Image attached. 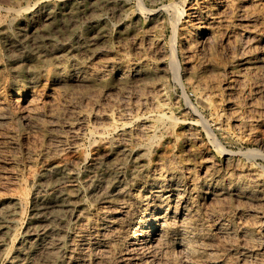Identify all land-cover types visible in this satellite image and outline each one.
<instances>
[{"label": "rangeland", "instance_id": "374dc122", "mask_svg": "<svg viewBox=\"0 0 264 264\" xmlns=\"http://www.w3.org/2000/svg\"><path fill=\"white\" fill-rule=\"evenodd\" d=\"M40 1H41V3H40ZM107 1H109V0H98V2H97V0L96 1L95 0H84L80 4H74L73 5L74 7L72 6L73 9H71V6L63 7L62 5H60V3L57 0H43V1L42 0H12V1H10V0H0V7H1L0 8V16H1L0 17L1 18L0 19L1 20L0 21V97L1 98L0 99L6 100V99H8V96L10 95V93H13V92L17 91L20 88L28 87V91L29 92H31L30 90H32L33 93H35V95L37 94V98L38 99H37V103L35 104V106H36L37 109L41 110L40 111L41 112V116L36 121L39 125L36 128H34V127L32 128L31 127L32 124H31L30 121L27 122L26 120L24 121V119H23L22 108L24 107L25 104L18 105V108H14V107H17L16 104H14V103L11 105L12 112L14 114H17L18 118H15V117L13 118L12 117L10 119V117H9L7 119L0 120L1 121L0 122V146H1L0 147V152H1L0 153V179H1L0 180V200L2 199L1 200L2 204L0 205V210L8 211L7 208H9V210H11V214L10 213L8 214L9 217L6 215L5 218L3 219L4 221H0V227L4 228V229H10V231H12L11 233H13V239H15L13 241V243H11L10 241H7L5 234H3V236H2V233H3L2 232V233H0V244L3 245V243H5L6 245L4 244L3 246L4 247L7 246L9 249L11 248L10 252H12V253H13L12 249L15 248L14 249V251H15L16 247H18L20 245H22V246L23 245H27L29 243L30 238L25 233H26V231L28 229L30 230V229H32L35 226L33 224L34 215L37 213L36 211H38V209H37V207H36V205L34 203L35 201H33L34 200L33 197L35 196V194L40 195V196L41 195H47V196L51 195L52 196L57 190H62L63 188L67 189L66 187L71 189V192H70L71 195L73 193H74V195H77L78 193H80V194H78V196H79V199H82V200L84 199L83 200V204H81V205L72 204L69 207L68 206H66V207L64 206V207H59L60 209L57 208V210H56V208H54L53 211L52 210H50V212L47 211V213L49 215L51 214V216L55 217V219H58L59 217H62L66 221V223L68 225V228L71 227V229H72L75 226H77V225L82 223V222L81 223L80 222H75V219H76L75 217L77 215L82 214V213L85 215V213H86V215L92 216V214H96V212L98 210H100V209H102L104 207H108V206L109 207L110 206L114 207V206H116V204H118L119 202L117 200H115L116 198H113L114 190L115 189H127V188L128 189H132L134 187L135 183L138 182L141 179V177H139V176L138 177H136V175H134L135 177L132 176V172H134L135 170H141L143 168V166H145L147 164L145 163V165H144V163H138L135 160L136 157L135 158H130V157L126 156L125 154L121 153V152H112L111 151V147L108 146L110 140L114 139L115 142H116L117 140L120 141L123 138V137L119 136V135L122 134L121 131H116V132L114 131L112 133L113 135H110V137L108 136L109 139L107 138L106 140L105 139L101 140V138H99V136H96L97 134H96V129L95 128L107 127V125H110L108 127H111V122H109L107 120H102L103 123H104L103 124L101 120L91 119V120L87 121L86 123L85 122L81 123V122L75 120L76 115H78L79 113H81V112H83V111H85V110H87L89 108L96 107V108H93V109L99 111V113H100V111L103 113L104 110L107 111L110 108L120 109V108H122L121 106H122V103H123V104H125L126 110H128L129 113L132 116L133 115L136 116L138 111L140 113V111L143 110V108H140V106H139L138 98H140V97H144L145 98V97H149V96H155L156 95V91L159 90V88L162 87L161 89L162 90L164 89V93H165V97H166L165 98V103H167V104L170 103L169 105H167L170 108L169 115L172 114L174 116L181 117V118L185 117V118L188 119V123H191V124H187V125H185V124L179 125L178 127L175 128V133L182 135V141L189 140L188 143H190L191 146L188 148L189 149L188 153H185L186 154V159L188 158L189 166L191 165L190 168L194 169L195 173L196 174L198 173L197 175L201 174L203 163H205V162L207 163L208 162L209 168H210L211 162L213 161L212 163H214L215 169L218 168L217 169V172H218L217 174L219 176H222V174H223V176H228L229 178L231 177V179H233V177H234V179L241 178V177H246L247 178V176H244L246 174L242 175L241 171L243 169H245V168H248V167L252 166L253 168L257 169L258 172H260L259 174L264 179V177H263L264 176V138H263L264 137V103H263L264 102V89H263L264 88V75H263L264 74V68H263L264 67V58H263L264 57V55H263L264 54V46L261 44L262 42H256L257 39H259V38L261 40L262 39L264 40V36H263L264 27H262V26H264V22H263L264 21V12H263L264 4L263 5H259L260 8L258 7V9H257L258 11H260L263 14V16L259 17V19H254L253 18L252 19L253 23L251 24L253 29L255 28L254 29L255 33L253 34V37L255 38V40H254L255 43L253 42L252 44H250V47H256L257 46V50L254 51V49H253V51L255 53L256 52L257 53L256 54L254 53V65H253L254 68L252 67V70L250 72H253L255 74H254V76L253 75L250 76V75L245 74V72H241L239 70V68L238 69L234 68L235 73L237 71V72H239L240 76H244L246 78L242 77L243 79H240V81L238 83H236L235 86L233 85L234 87H233L232 90H227V86L229 85L230 81L232 80V77H231L232 76V73H231L232 68L231 67H229V68H227V70H225L227 72V74L223 73L224 70H219L220 72L219 71L218 72L217 71H215V72H204L203 74H201V75H199L197 77H192L191 78L189 76V80L188 81L185 78H182L180 80L175 79L173 71L170 70V67H169L170 64H168V63H170V58H169L168 54H170L169 53L170 52L169 46H171L170 42L172 41V37H173V25L176 22V18H175L174 12L170 9V4L177 3V2L179 3V1H181V0H118V1L117 0H110L112 2H110V1L107 2ZM17 3H18V5H17ZM35 3H36V5H35ZM14 4H16V5H14ZM47 4H49V5H47ZM102 6L104 7V9H103ZM181 6L183 7V5H181V4L179 5L180 10H183V9L184 10H188V8L186 6L183 7V9L181 8ZM10 8H13L14 9L13 11H15V12L10 10ZM96 8H98V9H96ZM100 8H102V9L100 10ZM8 9H9V11H8ZM114 9H115V11H114ZM28 10H29V12H27ZM35 10H39L41 12L50 11L53 14V16H54L53 19L51 20L52 22H50V20L43 19L41 13L33 12ZM54 11H56V12L53 13ZM60 11H61V13H60ZM107 11H108V13H107ZM120 11L122 12V14H121ZM22 14H23V16H22ZM54 14H56V15H54ZM96 14H97V16H95ZM93 15H94V17H93ZM122 15H123V17H122ZM127 15H129L131 17H129ZM30 17H31V19H30ZM70 18H72V19H70ZM25 20H26V22H25ZM70 20H71V22H70ZM98 22L99 23L102 22V23L99 24ZM137 22H138V24H136ZM51 23L53 25H51ZM226 23L227 22H225L223 24L222 28H218V30H220L221 32H226L228 30L227 31V32H229L228 35L229 34L231 35V42H232V39H233L232 44L235 45L236 41L240 39L238 37H240V35H241L240 33L238 34V30L239 29L234 25V24H236V21L234 19H231V20H229V23H227V24ZM254 23H256V24H254ZM92 24H93V26H92ZM258 24H260V25H258ZM80 25H82V26H80ZM230 25H231V27H230ZM20 26H21V28H20ZM91 26L96 28V30H99L102 33L103 32L106 33V36H105L106 39L104 37H103L104 39L103 38L100 39V38H98L96 36H93L94 35V31L91 32V31L88 30L89 28H91ZM129 26H130V28H129ZM105 28H107L108 31ZM40 29H42V30H40ZM121 29H124V32H121ZM256 29H257V31H256ZM260 29L261 30L263 29V30L261 31ZM67 30H68V32H67ZM117 30L120 31V32H117ZM131 30H132V33H130ZM2 31H5V32H2ZM32 32H34V33H32ZM234 32L237 33V34H234ZM256 33H258L257 36H254V35H256ZM78 34L81 35V36H79ZM233 34H234V36H233ZM32 36H33V38H31ZM261 36H263V37H261ZM6 37H7V39H6ZM32 39L34 41H32ZM35 39H36L37 43H36ZM97 39H99V40H97ZM108 39H109V41H108ZM79 40H80V42H79ZM241 40L244 43L243 44L240 43V45L237 44V49L238 50H239V48H240V50L242 48L243 49L246 48V43L245 42H247V41L246 40L244 41L242 37L240 39V42H241ZM73 41H74V43H73ZM31 42H32V44H31ZM51 42H52L53 46L51 45ZM220 42L221 41H219V43L216 46L213 47V50L215 49L216 53H218V54L220 53L219 55L221 56L220 57L221 61H223V63H224V62H226V57L227 56H225L226 52L224 51V49H221V48H223L222 47L223 44L220 43ZM14 43H15V45H14ZM23 43H24V45H23ZM39 43L42 45V46L39 47V48H41L40 51H43V52L47 51V53H50V54H47V56H41L42 54H40V52H38L39 50L36 47V45H38V46L40 45ZM259 43L261 45H259ZM34 44H36V45H34ZM70 44H72L71 45V46H73L72 48H71ZM106 45L108 46L109 49L111 47L109 56L108 57H106V56L105 57L104 56L100 57L101 49L103 47H105ZM241 45H242V47H241ZM21 46H23V47H21ZM46 47H47V49H45V51H44V48H46ZM55 47L56 48H60L61 47L63 49L65 48V51L62 53L63 55L62 54L61 55L52 54L51 51ZM258 48H259V50H258ZM15 50H17V51H15ZM21 50H23V51H21ZM98 50H100V51H98ZM82 51L84 53H82ZM120 51H122L123 53L120 52ZM27 52H29V53H27ZM30 52H31L32 55L30 54ZM89 52H90V54H89ZM160 52H161V54H160ZM116 54H119V55L116 56ZM136 54H137V56H136ZM85 55L88 56L89 59ZM91 55L92 56L94 55V57H92ZM141 55H144V56H141ZM121 56H124V58L126 57L124 59L125 60V63L123 64L124 66L138 62V65L141 64V66H144V68L146 70H149V69H152V68L154 69V68H157V67L161 68V66H162L161 69H163L164 71L162 73L154 76V77L153 76H144L142 78H139L138 80L135 79V80H128V81H124V82H120L119 81L120 83L118 82L117 79H112V80L109 79V81L107 80V81H104L103 83L99 82L98 83L99 85L96 82H92V81H88V82H85L83 84H70V85H65V86L56 85V88H58V89L55 88L56 89L55 93H56V96H57L56 97V101H57V103L60 104V106H59L60 115L58 116V118L57 117L56 118L52 117V115L49 112L51 101H50V98L47 97L48 93L50 92V90L48 89L49 87L47 88V86L50 85L49 80L50 79L52 80L53 75L55 73H57L58 71L64 69L67 66L71 67L74 64H79V66H81V67L85 66L84 68L86 70L88 69L87 72L89 74L92 73V72H95V71H100L101 72L102 70L104 71V66H106L108 61L114 60V59L115 60L116 59H120V58H122ZM44 57L46 58V60H45ZM136 57H138V58H136ZM144 57H146V58H144ZM32 58H33V61H32ZM71 58L73 59V61L70 60ZM105 58H107V59H105ZM142 58H144V59H142ZM108 59H110V60H108ZM132 59H133V61H132ZM183 59H184V57L180 56L179 59H178V62H180V64H182L181 65L182 68H185L187 66V64H186V61L184 62L185 59L184 60ZM14 60L15 61H19V60L22 61L21 62L22 65L19 68H17V69L15 67ZM149 60H151V62ZM55 61H57V62H55ZM126 61H127V63L128 62L129 63L126 64ZM155 61H158V62L155 63ZM30 62L31 63L33 62V63L31 64ZM63 62H65V64H61ZM66 63H68V64H66ZM158 63L159 64L162 63V64L159 65ZM88 64H91V65H88ZM54 67L56 68V71L53 69ZM50 69H52V71ZM27 72H29V73H27ZM33 72L36 75L38 74L37 76H40V77H38V81H37V85L38 86L37 85H35V86L27 85V82H26L27 78H29L30 77L29 75H31ZM47 72H49V73H47ZM16 73H17V75H16ZM236 74H238V73H236ZM225 78H226V80H225ZM21 79L23 80V82H22ZM244 79H245V82H243ZM212 80H214V81H212ZM190 81H192V83ZM193 81L194 82L195 81H201V82H206L207 81V82H212L213 84H215L214 90L211 91V93L212 92H214V93L213 94H211L210 92L209 93H210V99H212V100L214 99L213 100L214 106L217 105L218 107L216 106V107L211 108V109L207 107L208 108L207 109L205 106H203V104L200 103V100L197 99L198 98L197 94L194 91V86H192L193 85ZM260 81H261V83H260ZM218 82L220 83V85H219ZM5 83H6V86H5ZM20 83H21V85H18ZM41 83H43V84H41ZM130 83H132V84H130ZM243 83H246V84H244V86H243ZM2 84H4V85H2ZM9 84L11 86H9ZM257 84H259V85H257ZM124 85H126V86H124ZM158 85H160V86H158ZM239 85H241V86L239 87ZM67 86H68V88H67ZM60 87H62V89ZM42 88H43V90H46V91H43ZM60 89H61V91H60ZM115 89H117V90H115ZM57 90H58V92H57ZM121 90H123V91H121ZM240 90H242V91H240ZM90 92H91V94H90ZM144 92H146V93H144ZM221 93H223L224 96H223V94L221 95ZM38 94L39 95L41 94V95L38 96ZM91 95H93V96H91ZM118 97L122 100V102H120L121 100ZM217 98H219V99H217ZM62 100H64V101H62ZM91 101H92V103H91ZM109 102H111V104ZM44 103H45L46 106L42 105ZM68 103H70L71 105L68 104ZM88 103H89V106L87 105ZM188 103L191 105V107L194 106V107H197L198 109H200L199 116L204 117L207 120H208V118L209 119H211V118L213 119L216 116L215 114L216 113L219 114L220 112H221L220 114H223L224 116L226 115L225 117L230 116L232 114V112L233 113L236 112L235 113L236 115L238 114V115H240V117L242 116L241 117L242 119L247 120V121H244L245 122L244 125L246 127L244 125H242V126L239 125V124L236 125L234 122H229V123H227L225 132H223V134H221L220 132H214L215 133L214 137H215L217 143L219 144V146L220 147L222 146L221 147L222 149H225L226 151H229V152L232 153L231 156L228 157L229 158L228 160L226 158L224 159V158L221 157V155L218 152V149L215 148V146L212 143L211 139H209L208 134L206 133V131L202 127V124L196 123V121L199 120V118L194 115V112H193V110H191V108H190ZM198 103H199V105H198ZM90 104L93 105V107H91ZM119 104H121V105H119ZM117 105H118V108H117ZM150 105H151V103L149 102L148 107L153 109L154 107L152 108V106L150 107ZM73 106H75V107H73ZM38 107H40V108H38ZM219 107H220V109H219ZM41 108H44V109L42 110ZM47 108H48V111L47 110L45 111V109H47ZM77 108H80V109H77ZM106 108H108V109H106ZM203 108H205V109H203ZM16 109L19 112L16 111ZM137 109H138V111H137ZM214 110H215L216 113L214 112ZM209 111H211V112L209 113ZM70 112H71V114H70ZM182 116H184V117H182ZM249 117H251V118H249ZM52 118L53 119L55 118L54 121L52 120ZM261 119H263V120L261 121ZM49 120L51 121V123L49 122ZM249 120H251V121H249ZM14 121H16V122H14ZM97 121H98V124H97ZM105 122H107V123H105ZM137 122L138 121L133 122V125L130 122H128L131 127L128 125L127 126L128 130L126 129L128 133H131V134L133 133L134 136H135L134 132L136 133L135 129L137 128V125L139 123H141V122H138V123ZM248 122H249V125H248ZM45 124H47V125H45ZM68 124L69 125L72 124L73 126H76L77 128H79L81 126L80 128L82 130L80 129V132L82 134L81 135V140L82 141L81 140L79 141V144L81 143L80 144L81 146L78 144L79 152H78V150L74 151L73 153H68V152L66 153L65 152V150H67L69 147H71L72 143H73V141L71 140V138L69 136V131L67 129ZM40 125H41V127H40ZM257 125H258V127H257ZM9 126L11 128H9ZM5 127H8V128H5ZM161 127L158 130V132H157V134H158L157 137H159V136L162 137V140H160V138H158L160 141L158 139H156L157 142L155 141V143H154L155 144L154 145V149L156 151L158 150L157 155H161L162 154V150H165L168 147L170 149H173L172 145L174 144L173 141L175 140V138H174L175 135L173 134V129L174 128L173 127H172L173 129L169 128L168 122L163 124V126H161ZM190 127L192 129H190L189 134H188L187 130ZM233 127H235V128H233ZM15 128H16V130H15ZM131 128H133V129H131ZM252 128H253V130H255V132L252 131ZM6 129L10 130V131H7ZM47 129H48V131H47ZM88 129L90 130V132L88 131ZM242 129H244V130H242ZM83 130H84V132H83ZM131 130H132V132H129ZM7 132H9V133H7ZM247 133L250 136L251 135L252 136L250 137ZM33 134H34V136H33ZM48 134H49V136H48ZM90 134H91V136H90ZM254 135H256L257 137L254 136ZM37 136L41 139L40 141L38 140L39 138ZM111 136H113V138H111ZM229 136H231V137H229ZM240 136H241V138H240ZM17 137H18V139H17ZM34 137H36V139H34ZM59 137H61V138H59ZM253 137H255V138H253ZM19 138H20V140H19ZM227 138H229V139H227ZM42 139L45 140L43 143H42V141H43ZM235 139H236V141H234ZM16 140L17 141L19 140V141L17 142ZM100 140H101V143L103 145L98 143V142H100ZM66 141H67L68 144L65 143ZM93 141L95 143H93ZM192 143H194V144H192ZM122 144L127 145L128 147L131 145V143L126 142V141L123 142ZM13 146H15V147H13ZM2 147H5V148H2ZM53 149H55V150H53ZM62 149H64V151ZM206 149H207V151H206ZM194 150H195V152H194ZM198 150H199V152H198ZM3 151H5V152H3ZM43 151H44V153H43ZM82 151H83V153H82ZM104 153H105V155H104ZM195 153H197V154H195ZM60 154H62L61 155L62 160L65 159L62 162H59L61 159L58 160V156ZM155 155L156 154H154V156ZM51 156H52V158H51ZM95 158H97V160ZM71 159H72V161H71ZM73 159H75V160H73ZM153 159H154V157H153ZM155 159H156V157H155ZM194 159H197V160H194ZM210 159H211V161H209ZM45 160H49V161L51 160V162L53 164H55V163L56 164H55V166L52 164L53 166H51V167L46 166V165H44V163L42 164V162H44ZM66 161H68V162L66 163ZM73 161H75L76 165L74 163H71ZM203 161H205V162H203ZM57 163H58V165H57ZM201 164H202V166H201ZM225 164H227V166ZM241 165H242V168L240 167ZM54 167H55V169H54ZM65 167H67V168H65ZM193 167H195V168H193ZM47 168L50 171L52 169V170H60V172H63V171L66 172L67 171L69 173H74V174L76 173L74 178L76 179V177H77V179H76L77 181L75 179L65 178V177L63 178V177H53L52 176L53 178H51L50 174H48V177L46 178L45 174H47V172H49L47 170ZM70 168H73V169H70ZM219 168H221V169H219ZM64 169H66V170H64ZM231 170H232V172H231ZM204 171H205V169H204ZM113 172H114V174H113ZM122 172H123V174H122ZM228 173H230V174H228ZM240 174L242 176L238 177L237 175H240ZM43 175H44V177H43ZM44 179H45V181H44ZM24 180H25V182H24ZM65 180L68 181V182H66ZM73 180H75V181H73ZM62 182H64V184ZM33 183H34V185H32ZM66 183H68V184H66ZM69 183H71V184H69ZM74 183H76V184H74ZM42 184H44V185H42ZM34 186H36V187H34ZM64 186H66V187H64ZM28 187H30V188H28ZM23 189L25 191L27 190L26 191L27 193L29 192L28 194H29L30 197L28 196V194L26 192L23 191ZM42 190H43V192H41ZM17 191H19V192L16 193ZM30 192H31V194H30ZM5 193H6L7 197L5 196ZM21 193H26L27 194V199H28L27 201H29V202L26 201L24 206L21 209H19L20 212H21V214H20L19 210L14 212L13 207L12 206L10 207V205H12V204H10L9 201L11 199L17 198L19 196V194H21ZM82 196H83V198H81ZM218 200L220 201V203H219V205L216 206V209H223L225 215L230 217V220L233 221V223H234V225H236L235 227L237 229H240V230L241 229H248V230H253V231L254 230L255 231L256 230H260V232L256 231L255 233L257 235H259L260 238H262L261 240L264 241V232H262L261 229H259V227L256 228L257 225L255 224V221L258 220L259 217L261 216V213H259V211L260 212L261 211L264 212V205H263L264 203H262V202H256L255 203V201L254 202H252V201L248 202L246 200L230 198V197H227V196L221 197ZM27 204H28V207H27ZM231 204H233V205H231ZM252 206H254V207H252ZM236 207H237V209H236ZM240 209H243V210H240ZM85 210H87V211H85ZM88 210L89 211L91 210V211L89 212ZM226 210H227V212H226ZM229 210H230V212H229ZM256 211H258V212H256ZM234 213H238V214H234ZM22 214H23V216H22ZM244 215H246V216H244ZM31 216H33V217H31ZM63 216H65V217H63ZM12 217H14V218H12ZM18 217L21 220H18L19 219ZM239 217H241V218H239ZM11 219H12V221L10 222ZM252 219H253L254 222L251 221ZM241 220H243V222ZM251 222H252V224H251ZM4 223H7V224L4 225ZM75 223H77V224H75ZM243 223L246 224V225H244ZM1 224H2V226H1ZM250 224L252 225L253 229L251 228ZM253 224L255 225V228H254ZM6 225H8V226H6ZM12 227H13V229H12ZM21 232H23V233H21ZM261 233H263V237H262ZM234 236H236V235H234ZM234 236L231 239H232V241H234L235 248L232 247L231 246L232 244L230 242H228L227 240H220V241H217L216 243L212 244L213 245L212 249H214L215 252L218 255L222 256L223 258L225 257L226 259H228L231 262L233 261L232 262L233 264H242L245 261V259H243L244 258L243 254H247V253H246V251H244V252L242 251L243 247H242V245L240 243L241 242L240 238L238 236L235 238ZM2 237H4V239ZM15 237L17 238V241H16ZM64 239H65V242H66V240L68 242L70 240V238H68V239L64 238ZM223 241H225V243ZM68 242L66 243L67 245H68ZM222 244H224V245H222ZM238 244L241 245V246L239 247ZM111 245H113V246L115 245L116 247L114 246L113 252L111 253V255L109 257H107L105 259H97V260H95L92 257L90 258V255H89L88 258H87L88 262L86 264H88L90 262H91L90 264H104V263L112 264L113 261H114L112 258H114V255H115L114 249L116 248V250H117V248H119L120 243L118 242V240H116L115 242L111 243ZM227 245L229 247H227ZM248 245L252 246V243L248 244ZM12 247H14V248H12ZM221 247H222V249H221ZM230 247H231V249H230ZM225 248H229L228 249L229 251H227V249H225ZM59 249H56L54 251V253H52V255L50 254V256H49V253H47V257H46V253L44 254V256H41V258H40L41 260L38 259L40 264L41 263L42 264L43 263L44 264H49V263L50 264H53V263L54 264H61L60 260L64 261V258H60V257H64L65 248L60 249V251H59ZM219 251H220V253H219ZM61 253L63 255H61ZM241 253H242V255H241ZM54 254L56 256H54ZM58 254H60V255H58ZM222 254H224V255H222ZM0 255H2L1 252H0ZM231 255H233L234 257L231 256ZM251 257H252L251 258V262H252V260L255 259V256H251ZM259 258H261V257H259ZM262 258H264V257H262ZM48 259H49V261H48ZM111 259L113 261H111ZM237 259H239V261ZM5 260H8V259L5 256H0V264H6L7 261H5ZM44 260H46L48 262H46ZM2 261H3V263H2ZM108 261H110L111 263L110 262L108 263ZM248 262H246V263L244 262L243 264H248ZM33 263H35V262H33ZM30 264H32V263H30ZM113 264H115V262Z\"/></svg>", "mask_w": 264, "mask_h": 264}, {"label": "bare ground", "instance_id": "6f19581e", "mask_svg": "<svg viewBox=\"0 0 264 264\" xmlns=\"http://www.w3.org/2000/svg\"><path fill=\"white\" fill-rule=\"evenodd\" d=\"M10 1H12V0H10ZM57 1L63 7L71 6V9H73V7H74L73 5L74 4H80L84 0H57ZM109 1H107V2H109ZM97 2H98V0H97ZM110 2H112V1H110ZM18 3H17V5H18ZM40 3H41V1H40ZM177 3L170 4V9L174 12V15H175V18H176V22L173 25V37H172V41L170 42L171 46H169V48H170L169 49L170 50L169 53L170 54H168V56L170 58V63H168V64H170L169 67H170V70L173 71L174 76H175V79L180 80L182 78H185L188 81L189 80V76L192 78V77H197V76L203 74L204 72H215V71L218 72L219 70H224L223 73H226L227 74V72L225 70H227V68L231 67L232 68V71H231V73H232V76H231L232 77V80L230 81L229 85L227 86V90H232L233 87L235 86V84L238 83L240 81V79H243L242 77H244V76H240L239 72H237V71H236V73H238V74H236L234 68H237V69L239 68V70L241 72H245V74H247V75H250V76L253 75L254 76L255 73L250 72V71L252 70V67L254 68V66H253L254 65V53H255L254 51L257 50V46L256 47H250V44H252L254 42V40H255V38L253 37V34L255 33L254 32V29L255 28L253 29V27H252L251 24L253 23L252 22V19L253 18L254 19H259V17L263 16V14L260 11H258L257 9H258L259 5H263L264 4V0H181V1H179V3L181 5H183V7L186 6L188 8V10H184L182 6H181V8L183 10H180V8H179V5L180 4L179 3L177 4ZM14 5H16V4H14ZM35 5H36V3H35ZM47 5H49V4H47ZM96 9H98V8H96ZM101 9L102 8H100V10ZM103 9H104V7H103ZM10 10L13 11L14 9L13 8H10ZM8 11H9V9H8ZM114 11H115V9H114ZM13 12H15V11H13ZM27 12H29V10ZM33 12L41 13L43 19L50 20V22H52L51 20L54 17L53 14L50 11H45V12L43 11V12H41L39 10H35ZM55 12L56 11H54L53 13H55ZM263 12H264V10H263ZM60 13H61V11H60ZM107 13H108V11H107ZM121 14H122V12H121ZM54 15H56V14H54ZM22 16H23V14H22ZM95 16H97V14ZM127 16H129V15H127ZM93 17H94V15H93ZM122 17H123V15H122ZM129 17H131V16H129ZM30 19H31V17H30ZM70 19H72V18H70ZM231 19H234L236 21V24H234V25L240 30V31L238 30V34L240 33L241 35L238 38L241 39V37H242L244 41L245 40L247 41V42H245L246 43V48H244V49L243 48L241 50H240V48H239V50L237 49V44L240 45V43L241 44L244 43V42H242V40H241V42H240V39L237 40L236 41V44H235L236 46H235L234 44H232L233 39H232V42H231V35L230 34L228 35V33H229V32H227L228 30L226 32H221L220 30H218V28H222L223 27V24L225 22L229 23V20H231ZM25 22H26V20H25ZM70 22H71V20H70ZM138 22L136 24H138ZM100 23H102V22H100ZM254 24H256V23H254ZM51 25H53V24L51 23ZM258 25H260V24H258ZM80 26H82V25H80ZM92 26H93V24H92ZM92 26L88 30L91 31V32L94 31V35L93 36H96V37H98L100 39H102L103 37L105 38L106 33H104V32L102 33L99 30H96V28H94ZM230 27H231V25H230ZM262 27H264V26H262ZM20 28H21V26H20ZM129 28H130V26H129ZM105 29H107V28H105ZM40 30H42V29H40ZM68 30H67V32H68ZM107 31H108V29H107ZM256 31H257V29H256ZM2 32H5V31H2ZM34 32H32V33H34ZM117 32H120V31L117 30ZM121 32H124V29H121ZM130 33H132V30H131ZM263 33H264V31H263ZM234 34H237V33L234 32ZM234 34H233V36H234ZM257 34L258 33H256V35H254V36H257ZM79 36H81V35H79ZM263 36H264V34H263ZM263 36H261V37H263ZM31 38H33V36ZM6 39H7V37H6ZM97 40H99V39H97ZM32 41H34V40L32 39ZM35 41H36V39H35ZM108 41H109V39H108ZM219 41H221L220 43L223 44L222 45L223 48H221V49H224V51L226 52L225 53L226 54L225 56H227L226 57V62H224V63H223V61H221V58H220L221 56L219 55L220 53L218 54V53L215 52V49L213 50V47L216 46L219 43ZM79 42H80V40H79ZM256 42H262L261 44L264 46V40L263 39L261 40L259 38V39H257ZM36 43H37V41H36ZM73 43H74V41H73ZM31 44H32V42H31ZM261 44L259 43V45H261ZM14 45H15V43H14ZM23 45H24V43H23ZM34 45H36V44H34ZM51 45H52V42H51ZM71 45L72 44H70V46ZM40 46H42V45L41 44L39 46L36 45L37 49L39 50L38 52H40V54H42L41 56H47V54H50V53H47V51L46 52L40 51V49H41V48H39ZM106 46L101 49L100 57L101 56H104V57L105 56L106 57L109 56L111 47L109 49L108 46L107 47ZM21 47H23V46H21ZM72 47L73 46H71V48ZM241 47H242V45H241ZM45 49H47V47L44 48V51H45ZM253 49H254V51H253ZM258 50H259V48H258ZM15 51H17V50H15ZM21 51H23V50H21ZM64 51H65V48L63 49L61 47L60 48H56L55 47L54 49H52L51 52L54 55H61ZM98 51H100V50H98ZM120 52H122V51H120ZM161 52H160V54H161ZM27 53H29V52H27ZM82 53H84V52L82 51ZM30 54H31V52H30ZM89 54H90V52H89ZM117 55H119V54H116V56ZM136 56H137V54H136ZM141 56H144V55H141ZM180 56L184 57V59H185V60L183 59L184 62L186 61L187 66L186 67L184 66L185 68H182V66H181L182 64H180V62H178V59H179ZM86 57L88 58V56H86ZM92 57H94V55ZM121 57L122 58L116 59V60L115 59L114 60L108 59L110 61H108V63L106 64V66L103 65L104 66V71L102 70L103 72L102 71L101 72L100 71H95L93 69L95 72H92V73L89 74L87 72L88 69L86 70L84 68L85 66L84 67L83 66L81 67V66H79V64H74L73 63L74 65H72L71 67H68L67 66L68 67L67 68V67L64 66L65 67L64 69H62V70L58 71L57 73H55L53 75L52 80L51 79H50L51 81L49 80L50 85L47 86V88L49 87L48 89L50 90V92L48 93V96L47 97L50 98V101H51V105H50V108H49V112L52 115V117H55V118L57 117L58 118V116L60 115V112H59V106H60V104L57 103V101H56V97L57 96H56L55 90L58 89V88H56V85L65 86V85H70V84H83V83L88 82V81L96 82L98 84L99 82H102L103 83L104 81H107V80L109 81V79H111V80L112 79H117L118 82L119 81L120 82H124V81H128V80H135V79L138 80L139 78H142L144 76H153L154 77V76H156V75H158V74H160V73H162L164 71L163 69H161L162 66H161V68L160 67L159 68L157 67V68H154V69L152 68V69L146 70L144 68V66H141V64L138 65V62L124 66L123 65L125 63V60L124 59L126 57L125 58H124V56H121ZM136 58H138V57H136ZM144 58H146V57H144ZM144 58H142V59H144ZM105 59H107V58H105ZM45 60H46V58H45ZM70 60L73 61L72 58ZM32 61H33V58H32ZM132 61H133V59H132ZM149 61L151 62V60H149ZM21 62L22 61H20V60L19 61H15L14 60L16 69L19 68L22 65ZM55 62H57V61H55ZM156 62H158V61H155V63ZM128 63L126 61V64H128ZM61 64H65V62H63ZM66 64H68V63H66ZM161 64H159V65H161ZM88 65H91V64H88ZM55 67L53 69L56 71V68ZM50 70L52 71V69H50ZM27 73H29V72H27ZM47 73H49V72H47ZM16 75H17V73H16ZM37 75L34 72L31 75H29L30 77L27 78V81H26L27 82V85H31V86L37 85L38 77H40V76H37ZM244 78H246V77H244ZM225 80H226V78H225ZM207 81L206 82H201V81H195L194 82L193 81V85L192 84L191 85L194 86V91L197 94V97H198L197 99L200 100V103L203 104V106H205L206 108L208 107V108L211 109V108H214V107L217 106V105L214 106V102H213L214 99L213 100L210 99V93H211L212 90H214L215 84H213L212 82H207ZM212 81H214V80H212ZM261 81H260V83H261ZM22 82H23V80H22ZM190 82L192 83V81H190ZM243 82H245V79H244ZM41 84H43V83H41ZM130 84H132V83H130ZM244 84H246V83H243V86H244ZM2 85H4V84H2ZM18 85H21V83L18 84ZM219 85H220V83H219ZM241 85H239V87ZM257 85H259V84H257ZM5 86H6V83H5ZM9 86H11V85L9 84ZM124 86H126V85H124ZM158 86H160V85H158ZM60 88L62 89V87H60ZM67 88H68V86H67ZM161 88H159V90L156 91V95L155 96H149V97H145V98L144 97L138 98L139 106H140V108H143V110H141L140 113H139V111L137 109L138 113L136 114V116H134V115L132 116L129 113V111L126 110L125 104H123V103H122V106H121L122 108H120V109L110 108L107 111H105L103 109L104 110L103 113L101 111L99 113V111L94 110L93 108H96V107H93V105L90 104L91 107H93V108H89V109H87V110H85L83 112H81L82 111L81 110L80 111L81 113H79L78 115H76L75 120L76 121H79L81 123L82 122H85L86 123L87 121H89L91 119H94V120L96 119V120H101V121L102 120H107V121L111 122V127H108L110 125H107V127L95 128L96 129V134H97V135L96 134L95 135L96 136H99V138H101V140L102 139L103 140L104 139L106 140L108 138V136L110 137V135H113L112 133L114 131L115 132L116 131H121L122 134L119 135V136H121L123 138L120 141L117 140L116 142H115L114 139L113 140H110V142L108 141L109 142V145L108 146L111 147V151L112 152H121V153L125 154L126 156H128L130 158H135L136 157L135 160L138 163H144V165L146 163L147 165L143 166V168L141 170H135V171L133 170L134 172H132V176L136 175V177L139 176V177H141V179L138 182L135 183V185H134V187L132 189H128L127 188V189H115L114 190V192H113V198H116L115 200H117L119 202L118 204H116V206H114V207H111V206L110 207L109 206L108 207H104V208L98 210L96 212V214H92V216L86 215L85 212H84L85 215L83 213L77 215L75 217L76 218L75 219V222H80V223L82 222V223L79 224V225H77V226L74 225L75 227L72 228V229H71V227L68 228V225H67L66 221L62 217H59L58 219H55V217H52L51 214L49 215L47 213V211H49V212H50V210L53 211L54 208H56V210H57V208L64 207V206L65 207L66 206L69 207L72 204H75V205H81V204H83V200L84 199L83 200L82 199H79V196H78V194H80V193H78L77 195H74V193H73L71 195V193H70L71 192V189L68 188V187H66L67 186L66 185L64 187H66L67 189H64L63 188L62 190H57L55 193L53 192L54 194L52 193L53 194L52 196L51 195L50 196H47V195H41L40 196V195L35 194V196L33 197L34 198L33 201H35L34 203H35V205H36V207L38 209V211H36L37 213L34 215V222H33V224L35 226L32 229H30V230L27 228L28 230L25 233L30 238L29 243L27 245H23V246L20 245V246L16 247V250L15 251H14L15 248L12 247V248H14V249H12L13 250V253H12V252H10V249L11 248L9 249L7 246L4 247L3 245L5 243L2 242L3 245L0 244V252H1L2 255H0V256H5L8 259V260H5V261H7L6 264H30V263H32V264H35V263L36 264H40L39 260H41L40 259L41 256H44L45 253H46V257H47V253H49V256H50V254L52 255V253H54V251L56 249H59V248L60 249L65 248L64 257H60V258H64V261H61L60 260L61 264H86L88 262L87 261V258H88L89 255H90V258L92 257L95 260H97V259H105V258L109 257L111 255V253L113 252V248L115 246V245L114 246L111 245V243L115 242L116 240H118V242L120 243V245H119V248H117V250H116V248L114 249L115 255H114V258H112L114 261L111 259V261H113V263L115 262V264H233L232 263L233 261L231 262L228 259H226L225 257L223 258L222 256L218 255L215 252V250L212 249V247H213L212 244H214V243H216L217 241H220V240H227L228 242H230L232 244L231 246L235 248L234 241H232V239H231V238H233L234 235H236V236H234L235 238L237 236L240 238V240H241L240 243H241V245L243 247V250L242 251L243 252L246 251V253H247V254H243V257H244L243 259H245V261H244L245 263L249 261L248 264H264V258H262V257H264V241L261 240L262 238H260V236L255 233L256 231H259L260 232V230H256V231L254 230L253 231V230H248V229H241V230L240 229H237L235 227L236 225H234L233 221L230 220V217H228V216L225 215L223 209H216V206L219 205V203H220V201L218 199L221 198V197H224V196H227V197H230V198H236V199H240V200H246L248 202L249 201H252V202L255 201V203L256 202H262V203H264V179L259 174L260 172H258L257 169L253 168L252 166H250V167L245 168V169H243L241 171L242 175L243 174H246L244 176H247V178L246 177H241V178L234 179V177H233V179H231V177L229 178L228 176H223V174H222V176H219L217 174L218 173L217 172V169L218 168L215 169V167H214L215 165H214V163H212L213 161L211 162L210 168H209L208 162L206 163L205 161H203L205 163H203V166L201 164V166H202V172H201L200 175H197L198 173L196 174L195 171H194V169L190 168L191 165L189 166V160H188V158L186 159V154L185 153H188V151H189L188 148L191 146L190 143H188L189 140L182 141V135L175 133V128L178 127L179 125H181V124L187 125V124H191V123H188V119L185 118L184 116H182L184 118H181V117L174 116L172 114L169 115L170 108L167 105H169L170 103L169 104L165 103V98L166 97H165L164 89L162 90ZM61 89H60V91H61ZM42 90H43V88H42ZM115 90H117V89H115ZM30 91L31 92L28 91V87H23V88H20V89H18L17 91H15L13 93H10V95L8 96V99H6V100L3 99L4 101L2 99H0V120L7 119L9 117H10V119L12 117L13 118L14 117L15 118H18L17 114H14L12 112L11 105L14 103L17 106V107H14V108H18V105L25 104L24 107L22 108L23 119H24V121L26 120L27 122L30 121L31 124H32L31 127L32 128L33 127L36 128L39 125L36 121L41 116V112H40L41 110L37 109L36 106H35V104L37 103V99H38L37 98V94L35 95V93H33L32 90H30ZM43 91H46V90H43ZM121 91H123V90H121ZM240 91H242V90H240ZM57 92H58V90H57ZM144 93H146V92H144ZM213 93L214 92H212L211 94H213ZM90 94H91V92H90ZM222 94L223 93H221V95ZM40 95L38 94V96H40ZM91 96H93V95H91ZM223 96H224V94H223ZM217 99H219V98H217ZM62 101H64V100H62ZM120 102H122V100ZM149 102L151 103L150 107L151 106H152V108L154 107L153 109H151V108L148 107ZM45 103L42 104V105H45ZM91 103H92V101H91ZM109 103L111 104V102H109ZM68 104H70V103H68ZM87 105L89 106V103ZM119 105H121V104H119ZM198 105H199V103H198ZM189 106H190L191 110H193L194 115L199 118V120H197L196 123L202 124V127L204 128V130L208 134V137H209V139H211V141L214 144L215 148L218 149V152L221 155V157L224 158V159L226 158L228 160L229 159L228 157L231 156L232 153L229 152V151H226L225 149H222L221 148L222 146L221 147L219 146V144L217 143V141H216V139L214 137V134H215L214 132H220L221 134H223V132H225L227 123L234 122L236 125L239 124V125L242 126L245 123L244 121H247V120L242 119L241 118L242 116L240 117V115H238V114L236 115L235 114L236 112L235 113L232 112V114L230 116L225 117L226 115L224 116L223 114H220L221 112L218 114V113L215 112V110H214V112L216 113L215 114L216 116L213 119L212 118L211 119L208 118V120H207L206 118L199 116L200 109H198L197 107H194V106L191 107L190 104H189ZM73 107H75V106H73ZM38 108H40V107H38ZM117 108H118V105H117ZM41 109L43 110L44 108H41ZM77 109H80V108H77ZM106 109H108V108H106ZM203 109H205V108H203ZM219 109H220V107H219ZM46 110L48 111V108L45 109V111ZM16 111H18V110L16 109ZM210 112L211 111H209V113ZM70 114H71V112H70ZM249 118H251V117H249ZM54 119L52 118L53 121H54ZM262 120L263 119H261V121ZM132 121L133 122H136V121L141 122V123H139L137 125V128L136 129L134 128L135 131H136V133L134 132L135 136L133 135V133L131 134V133H128L127 132V130H128L127 129V126L129 125L128 122L131 123ZM249 121H251V120H249ZM14 122H16V121H14ZM49 122L51 123L50 120H49ZM133 122L131 123L132 125H133ZM166 122H168L169 128H172V127L174 128V129L172 128L173 129V134L175 135V137H174L175 140L173 141L174 144L172 145V148L173 149H170L168 147L165 150H162V154L161 155H157L158 150L156 151L154 149V145H155L154 143H155L156 139H158V138H160V140H162V137H160V136L157 137V135H158L157 132L160 129V127L163 126V124H165ZM102 123H103V121H102ZM105 123H107V122H105ZM97 124H98V121H97ZM45 125H47V124H45ZM248 125H249V122H248ZM40 127H41V125H40ZM80 127L77 128L76 126H73L72 124H70V125L68 124L67 129L69 131V136H70L71 140L73 141V143H72V146L71 147H69L67 150H65L66 153L67 152L68 153H73L74 151H77L78 150V144H79V141L81 140V135H82L81 132H80V129H81ZM257 127H258V125H257ZM5 128H8V127H5ZM9 128H11V127L9 126ZM233 128H235V127H233ZM253 128H252V131L255 132V130H253ZM131 129H133V128H131ZM190 129H192V128L190 127L187 130L188 131V134H189ZM15 130H16V128H15ZM242 130H244V129H242ZM7 131H10V130H7ZM47 131H48V129H47ZM88 131L90 132L89 129H88ZM83 132H84V130H83ZM129 132H132V130L129 131ZM7 133H9V132H7ZM34 134H33V136H34ZM256 135H254V136H256ZM48 136H49V134H48ZM90 136H91V134H90ZM229 137H231V136H229ZM59 138H61V137H59ZM111 138H113V136H111ZM240 138H241V136H240ZM253 138H255V137H253ZM17 139H18V137H17ZM34 139H36V137H34ZM227 139H229V138H227ZM19 140H20V138H19ZM38 140L40 141L41 139L39 138ZM101 140L98 143L102 144L101 143ZM44 141L45 140H43L42 143ZM125 141L131 143V145L128 147L127 145L122 144ZM234 141H236V139ZM65 143H67V141ZM93 143H95V142L93 141ZM192 144H194V143H192ZM13 147H15V146H13ZM2 148H5V147H2ZM53 150H55V149H53ZM62 150L64 151V149H62ZM195 150H194V152H195ZM83 151H82V153H83ZM206 151H207V149H206ZM3 152H5V151H3ZM78 152H79V150H78ZM198 152H199V150H198ZM43 153H44V151H43ZM153 153L156 154V155L154 156ZM195 154H197V153H195ZM61 155L62 154H60L58 156V160L61 159L59 162H62L63 160H65V159L62 160ZM104 155H105V153H104ZM153 157H154V159H153ZM155 157H156V159H155ZM51 158H52V156H51ZM97 158H95V159L97 160ZM73 160H75V159H73ZM194 160H197V159H194ZM71 161H72V159H71ZM209 161H211V159ZM67 162L68 161H66V163ZM43 163H44V165L49 166V167H51L53 165L55 166V164H56V163L53 164L51 162V160L50 161L49 160H45L44 162H42V164ZM71 163H74L75 164V161H73ZM57 165H58V163H57ZM225 165L227 166V164H225ZM240 167L242 168V165ZM65 168H67V167H65ZM193 168H195V167H193ZM54 169H55V167H54ZM70 169H73V168H70ZM204 169H205V171H204ZM219 169H221V168H219ZM47 170L49 172H47V174H45L46 175V178L48 177V174H50L51 178H53V177H63L64 178L65 177V178L75 179L74 177H75V174L76 173L75 174L74 173H69L67 171L66 172H64V171L63 172H60V170H52V169L50 171L48 168H47ZM64 170H66V169H64ZM231 172H232V170H231ZM113 174H114V172H113ZM122 174H123V172H122ZM228 174H230V173H228ZM242 175L240 174V175H237V176L240 177ZM43 177H44V175H43ZM76 179H77V177H76ZM75 180H73V181H75ZM44 181H45V179H44ZM24 182H25V180H24ZM66 182H68V181H66ZM62 183L64 184V182H62ZM66 184H68V183H66ZM69 184H71V183H69ZM74 184H76V183H74ZM32 185H34V183ZM42 185H44V184H42ZM34 187H36V186H34ZM28 188H30V187H28ZM24 189H23V191L26 192L27 190L25 191ZM18 192L19 191H17L16 193H18ZM41 192H43V190ZM26 193H21V194H19V196L17 198L11 199L9 201V203L12 204V205H10V207L11 206L13 207L14 212H16L17 210L21 209L24 206L25 202L28 200L27 199V194L29 192L27 194ZM30 194H31V192H30ZM5 196H6V193H5ZM28 196H29V194H28ZM81 198H83V196ZM1 200H0V205L2 204V201ZM27 202H29V201H27ZM231 205H233V204H231ZM27 207H28V204H27ZM252 207H254V206H252ZM236 209H237V207H236ZM7 210L8 211L0 210V221H4L3 219L5 218V216L6 215L8 216L9 213L11 214V210H9V208H7ZM240 210H243V209H240ZM85 211H87V210H85ZM258 211H256V212H258ZM19 212H20V210H19ZM226 212H227V210H226ZM229 212H230V210H229ZM259 213H261V216L259 217L258 220L255 221V224L257 225L256 228L259 227V229H261V231L264 232V212H262V211L260 212L259 211ZM20 214H21V212H20ZM234 214H238V213H234ZM22 216H23V214H22ZM244 216H246V215H244ZM31 217H33V216H31ZM63 217H65V216H63ZM12 218H14V217H12ZM239 218H241V217H239ZM18 220H21V219L19 218ZM11 221H12V219L10 220V222ZM241 221L243 222V220H241ZM251 221H253V219ZM5 224H7V223H4V225ZM75 224H77V223H75ZM251 224H252V222H251ZM251 224H250V226L252 228V225ZM244 225H246V224H244ZM1 226H2V224H1ZM6 226H8V225H6ZM254 228H255V225H254ZM12 229H13V227H12ZM11 232L12 231H10V229H4V228H1L0 227V233H2V236H3V234H5L6 240L7 241H10L11 243H13V241L15 239H13V233H11ZM21 233H23V232H21ZM261 234H262V237H263V233H261ZM2 238L4 239V237H2ZM64 238H67V239L70 238L69 242L67 240L65 242V239ZM16 241H17V238H16ZM67 242H68V245L66 244ZM223 242L225 243V241H223ZM251 243H252V246H249L248 244H251ZM222 245H224V244H222ZM241 245H239V247ZM227 247H229V246L227 245ZM60 249H59V251H60ZM221 249H222V247H221ZM225 249H227V251H229L228 250L229 248H225ZM230 249H231V247H230ZM219 253H220V251H219ZM58 255H60V254H58ZM61 255H63V254L61 253ZM222 255H224V254H222ZM233 255H231V256H233ZM241 255H242V253H241ZM54 256H56V255L54 254ZM251 256H255V259H253L252 262H251V258H252ZM259 257H261V258H259ZM237 260L239 261V259H237ZM44 261H46V260H44ZM48 261H49V259H48ZM48 261H46V262H48ZM33 262H35V263H33ZM109 262L110 261H108V263ZM2 263H3V261H2ZM90 263H88V264H90ZM104 264H106V263H104Z\"/></svg>", "mask_w": 264, "mask_h": 264}]
</instances>
